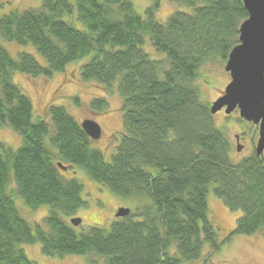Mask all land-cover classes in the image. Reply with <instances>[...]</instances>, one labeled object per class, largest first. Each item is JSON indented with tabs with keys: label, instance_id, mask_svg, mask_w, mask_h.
<instances>
[{
	"label": "trees",
	"instance_id": "1",
	"mask_svg": "<svg viewBox=\"0 0 264 264\" xmlns=\"http://www.w3.org/2000/svg\"><path fill=\"white\" fill-rule=\"evenodd\" d=\"M169 1L192 11L174 10L161 22L160 0H151L144 16L130 0H42L37 8L0 14V37L30 43L45 59L26 51L12 56L0 46V125L21 135L15 149L0 142V264H39L20 246L35 242L45 255L83 254L91 264L98 257L102 264H183L198 259L207 243L206 261L232 234L264 236V149L232 161L231 141L196 85L201 67L225 62L238 42L248 15L243 0ZM146 37L162 58L144 50ZM90 53L81 80L116 89L122 98L123 132L109 162L63 105H47L50 122L34 120L31 99L12 77L15 71L50 77ZM90 105L103 110L108 103L93 97ZM58 161L138 204L108 229L77 232L69 218L85 205L83 184L65 176ZM211 183L229 210L241 211L221 242L208 217ZM13 195L33 209L48 205L47 214L30 224Z\"/></svg>",
	"mask_w": 264,
	"mask_h": 264
},
{
	"label": "rangeland",
	"instance_id": "2",
	"mask_svg": "<svg viewBox=\"0 0 264 264\" xmlns=\"http://www.w3.org/2000/svg\"><path fill=\"white\" fill-rule=\"evenodd\" d=\"M130 1L133 3L135 10L142 16H144V8L151 4V0ZM41 2L42 0H0V14L11 9L37 8L41 5ZM174 10L191 12L192 8L169 0H160V6L155 12V17L157 20L164 22L168 14ZM73 23L79 28H84L78 20H73ZM0 46L7 49L12 56H16L19 51H26L32 53L39 62H45L43 56L30 43L19 44L0 37ZM142 47L152 58L156 59L164 56L163 53L156 51L151 46L148 37H146ZM91 55L92 53L72 61L64 70L54 72L50 77L41 75L32 77L18 71H15L12 77L21 91L31 99L34 120L43 118L50 122L46 111L47 105L50 103L63 105L79 121L86 117L96 120L101 126V135L98 139H92V146L99 148L104 160L109 162L123 132L122 98L116 89L107 92L104 87L92 80H81L79 68ZM224 64L225 62L214 59L206 62L201 67L196 85L202 101L211 103L223 92L225 85L230 80ZM75 96L78 97V103L73 99ZM93 97H104L108 103L107 108L103 110L92 108L90 101ZM212 116L215 125L231 141L230 157L232 161H239L253 150L258 137L257 126L242 119L237 109L225 113L224 109L221 108ZM236 135H238V142L242 145L240 150L236 149ZM0 142L15 149L21 144V135L8 125H0ZM45 144L50 145L51 149L56 151V148L47 137ZM62 173L67 177L77 178L83 184L81 196L85 200V205L76 212V215L81 217V222L76 226L73 225L77 232L91 225L108 229L118 207L125 206L130 210H134L139 202L135 197H122L111 192L108 188L89 178L81 168L74 167L62 171ZM214 185L215 183H211L208 186L206 194L208 217L215 228L217 241L221 242L235 227L236 219L241 211L229 210L215 196L213 192ZM13 186L14 182L11 181L8 188ZM13 199L19 214L30 224L40 222L48 212V205L33 209L27 206L19 195H13ZM20 246L29 258L36 260L39 264H91L88 261V256L83 254L45 255L41 252L40 243L38 242L21 244ZM209 249V244H204L198 259L183 264H264V236L260 232L250 235H230L204 261ZM98 258L100 262L97 264H102L103 259Z\"/></svg>",
	"mask_w": 264,
	"mask_h": 264
},
{
	"label": "water",
	"instance_id": "3",
	"mask_svg": "<svg viewBox=\"0 0 264 264\" xmlns=\"http://www.w3.org/2000/svg\"><path fill=\"white\" fill-rule=\"evenodd\" d=\"M247 10V17L239 25L238 42L228 53L224 68L228 71L230 80L223 92L209 105L210 113L223 108L225 113L234 109L239 116L257 126L258 137L254 146L257 154L264 149V0H243ZM80 125L91 139H98L101 126L92 118H83ZM236 137V149L242 145ZM57 166L66 170L60 161ZM130 209L120 206L114 213L115 217H122ZM72 225H78L81 217L74 215L69 218Z\"/></svg>",
	"mask_w": 264,
	"mask_h": 264
}]
</instances>
